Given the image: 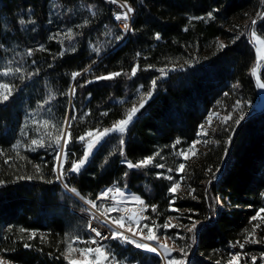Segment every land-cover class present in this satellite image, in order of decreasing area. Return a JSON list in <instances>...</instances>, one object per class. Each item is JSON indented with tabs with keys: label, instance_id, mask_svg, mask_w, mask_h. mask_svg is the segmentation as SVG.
Here are the masks:
<instances>
[{
	"label": "trees",
	"instance_id": "obj_1",
	"mask_svg": "<svg viewBox=\"0 0 264 264\" xmlns=\"http://www.w3.org/2000/svg\"><path fill=\"white\" fill-rule=\"evenodd\" d=\"M126 2L134 10L127 35L114 20L111 0H0V73L22 70L0 76L14 85L0 102V255L11 262L69 264L68 244L85 238L87 226L72 208L84 207L78 198L96 201L113 186L144 201L141 235L148 224L156 236L168 237L183 248L186 255H175L185 264H228L229 245L249 237L254 225L264 236V222L251 219L264 208V109L254 108L259 94L251 73V22L264 39V19L257 16L264 0ZM116 72L121 75L97 79ZM149 91L127 129L110 132L78 172L69 171L92 139L78 137L111 128ZM215 113L205 147L184 159L180 151L198 140L200 126ZM68 116L75 119L65 129L71 141L58 179L61 147L48 133L54 137ZM41 137L44 146L32 150L31 140ZM150 156L147 166L124 163ZM173 182L180 183L175 194L169 192ZM104 246L120 264H161L120 239Z\"/></svg>",
	"mask_w": 264,
	"mask_h": 264
},
{
	"label": "snow or ice",
	"instance_id": "obj_2",
	"mask_svg": "<svg viewBox=\"0 0 264 264\" xmlns=\"http://www.w3.org/2000/svg\"><path fill=\"white\" fill-rule=\"evenodd\" d=\"M112 2L115 3L116 0H112ZM122 7H125L127 9V11L123 12L122 14H117L115 18L117 20L125 21L124 28L127 30L128 27H129V25L127 24V21L129 19V13L133 12L134 10H133V8L130 5L127 4L126 0H125V4L122 5ZM93 15H95V13H93ZM208 16L211 17L212 13H208ZM257 16L259 18H261V19H264V13H257ZM21 23H24V21L21 20ZM87 23H88V21H85V24H87ZM251 23H252V26H253V30L251 31V36H252L253 41L255 42V45H256V47H255L256 63H257V65H259V63L261 61H264V39H261L260 36H258L256 31H255V25H256L257 21L254 19V20H252ZM117 39H119V37H117ZM157 39H159V35H157ZM218 47L220 49H223L224 47H226V45L223 44V43H219ZM41 50H43V49H41ZM31 54H32L31 51H29L28 55H31ZM61 54H63V53H61ZM137 70H138V67L134 66L131 69V75L134 76L136 74ZM21 71L22 70L19 67L15 68L14 70L11 67H9L6 70H4L2 73H0V76H8V75L12 74L13 72L21 73ZM160 71L162 73H164L163 69H160ZM79 74L80 73H74L73 74V78H75V76H77ZM252 74L256 75V69L255 68L252 69ZM119 75H121V73H119V72L110 73L107 76L97 77V79H100V80L112 79V78H114L116 76H119ZM20 79H24V76L21 75ZM156 83L157 82H156L155 79L152 80L151 85H152V89L153 90L156 87ZM81 86H83V85H81ZM257 86L259 88H261V89H264V82H261L259 77L257 78ZM233 87H237V85H234ZM13 90H14V85L9 84V83L0 82V102L7 101L10 98V96L12 95ZM71 92H72V94H75V89L73 88L71 90ZM151 95H152V91H149L148 93L143 94L141 96V99L139 101L138 106L134 104L130 109L127 110L125 118L114 122L111 128H105V129H103V131L89 130V131L85 132L84 135L79 136L78 139L81 142L85 141L86 137H90L92 139L88 140V142H87V150L84 151L83 156L80 159H78V160L72 161L71 168L69 169V171L78 172L80 170V168L87 161L88 156L90 155L91 150L95 146V144L99 143V141L102 140L105 136H107L110 132L119 131V132L123 133L127 129V126L132 122L133 117L140 110V108L144 107V104L146 103V98H150ZM49 99H51V97H49ZM46 103H47V101H46ZM238 106H239V104H237V107ZM107 114H108L107 112L102 113V115H107ZM230 118H231L230 116H226L223 119H224L225 122H227V120H229ZM243 118L244 117L241 114V116L239 117L238 120L235 121V123L239 124L240 120H242ZM69 119H75V117L74 116L73 117H66L65 121H64V126H61L59 128V130L57 131V133L55 134L54 137H52L51 133H48L49 137L53 138L54 139V143L56 145H59L61 147V150H62V152L58 151L56 153V156H55V160L57 161V164L59 165V168H60V173H59V175L57 177L58 179L60 178V176H62L64 174L63 164L60 163V162L62 160H66L67 159V152L63 151V150L66 149L67 145L71 141V132H66L65 131V126L70 127V125L68 124V120ZM210 122H211V116H209V123ZM43 125L45 127H48L49 126V121L48 120H44L43 121ZM51 126L52 127H56V125H51ZM200 129H201V132L197 134L198 137H199V135L201 133H203L204 135H207V133L204 132V125H201ZM197 142L198 141H194L193 144L187 150H181L179 155L183 156L184 159H188L189 158L188 155H187V152H191L192 155H195L196 152L194 150V147H195V144ZM120 143L123 144L124 141L121 140ZM176 143L178 144L179 140H177ZM18 146H19V142H17V145H14V147H18ZM29 146L30 147H32V146L43 147L44 146L43 137H41L40 139H32ZM35 147H32V150H35ZM21 158L23 159V157H21ZM153 159H154V157H151V156L150 157H146L143 160H141V161H139L138 163H135V164L132 163L131 161H128L127 162V167L131 169V168H139V167H142V166H147V165L152 163ZM36 167H37V171H39V166H36ZM157 167L163 168L164 165L163 164H159V165H157ZM184 168H185V165L183 163H181V164H179V166H178V168L176 170L178 172H182L184 170ZM168 171H172V169H169ZM125 175H127V173H125ZM166 178L169 179V180H173L172 176H168ZM0 183H2V182H0ZM179 188H180V183L179 182H173L172 185L169 188V192L175 194ZM73 191H75V189H73ZM113 193L118 194L120 196L124 195V193L121 191V189L119 187L107 188L102 193L99 194L97 199L109 198L110 194H113ZM193 198H195V197H193ZM111 199L115 203L116 202V195H112ZM132 200L135 201L138 204H141V205L144 204V201L138 196H133ZM87 203L91 204L92 207H94V208L97 207V204L95 203V201L89 200V201H87ZM152 210L153 211L156 210L155 206H152ZM113 211H118V209L115 208V207H106L104 209V211L101 213V215H107L108 213H111ZM262 213H264V208L259 209L257 211L256 215L253 216L251 219L252 220H257V218H259L262 222H264V216H261ZM136 215H137L136 213H133V216H136ZM143 218L144 217H141V219H143ZM110 219H111V224L115 225L116 228H119V229L125 228V217L124 216L111 217ZM128 219H132V217H128ZM137 223H138V221H137ZM259 226H260L259 224H256V225L253 226L252 233H250V236H254L255 229L257 227H259ZM163 227L165 229H167L168 227H170V225H169V223H165L163 225ZM90 228H91V226H90ZM144 228L148 229V234L146 236H143L142 239L148 240V241L157 240L156 233L153 231L152 228H150L148 226V224H145ZM194 228H195V225H193V227L189 228L188 230L189 231H193ZM20 231L23 232L25 230L21 229ZM91 231L95 234V237L104 238L103 234L101 233V231L97 230L96 228H91ZM127 231L132 232L131 225L128 226ZM31 235L34 236L35 233H32ZM133 235H135V233H133ZM111 238L120 239V240H123L125 242L133 243V244H135L136 248H142V249H145V250H147L149 252H153V253H157L158 252V248L157 247H153V246H151L148 243H140V242H137L135 240H131V239H129L128 236H125L123 234V232L112 231V237ZM78 239L79 238H75L73 242H76ZM251 242L255 243V242H258V241L251 240ZM84 243L86 245L87 244L98 245V241L95 238H93V239H91L89 241H86ZM28 246L29 245H27V244L25 245V247H28ZM159 247L161 249H163L162 253H159V254L162 256L163 259L166 260V264H185V261L182 258L172 257L171 259H168V257L171 256L172 249H169L166 245H160ZM239 247L243 248L244 244L240 243ZM72 249H73V244L69 243L68 244V251L71 252ZM79 251H80V253L82 255H84V254H94L93 258L91 260H88V261H85V262H80V264H119V262L116 260L115 256L112 254V252L109 249H107L105 246H99L98 245L95 248H91V247H87L86 246L84 248L79 249ZM180 252L183 255H186V253H184L183 248L180 249ZM262 256H264V254H262ZM255 260H256V257H252V264H255ZM239 262H240V254H238V253L237 254H232L231 258L228 260V264H239ZM69 264H78V262L70 260ZM217 264H219V262H217Z\"/></svg>",
	"mask_w": 264,
	"mask_h": 264
},
{
	"label": "built area",
	"instance_id": "obj_3",
	"mask_svg": "<svg viewBox=\"0 0 264 264\" xmlns=\"http://www.w3.org/2000/svg\"><path fill=\"white\" fill-rule=\"evenodd\" d=\"M124 4L125 3L121 0H116V2L113 3V9H114L113 17H114L115 22L119 26L120 30L125 35H127L131 28V19L133 17V13H129V19L127 21V24L129 25V27L127 30L124 28L125 21L117 20L115 18L117 14H122L123 12L127 11L125 7H122V5ZM112 195H115V194L114 193L110 194L109 198L97 199L95 201V203L97 204L96 208L92 207V205L87 203V201L79 198L80 202L83 204L84 207L82 209L72 208V211L76 212L79 216H81L82 218L86 220L87 222V226L85 229L86 236L85 238H79L76 242H72L73 246L84 245V246L91 247V248H95L98 245L103 246L107 243L108 240L111 239L112 231H119V232H123L125 236L129 237V239H134L135 241L140 242V243H148L153 247H157L158 252L154 254L161 259L162 264L163 263L166 264V260L163 259L162 256L159 254V253H162L163 250L158 245L153 243V241L144 240L139 236L133 235L131 232L127 231L124 228L123 229L116 228L115 225L111 224V219H110L111 213H108L107 215H101V213L104 210L100 209L98 204H103L104 206L111 207L112 204H114L113 200L111 199ZM90 226L91 228H96L97 230L101 231L104 238L95 237V234L91 231ZM93 238H95L98 241V245H93V244L86 245L84 243ZM251 240H255L258 242L254 243V242H251ZM240 243L244 244L243 248L239 247ZM130 244L135 247V244L133 243H130ZM254 247H261L264 249V236H261L258 231H255L254 236H249L242 241L236 240L235 243L230 244L229 254L230 255L237 254V253L240 254V261L242 264H252V257H256L255 264H264V256H262V254H264V251L260 252V254H257L254 250L251 249ZM138 249H142V248H138ZM142 250H145V249H142ZM150 253H153V252H150Z\"/></svg>",
	"mask_w": 264,
	"mask_h": 264
},
{
	"label": "rangeland",
	"instance_id": "obj_4",
	"mask_svg": "<svg viewBox=\"0 0 264 264\" xmlns=\"http://www.w3.org/2000/svg\"><path fill=\"white\" fill-rule=\"evenodd\" d=\"M251 41H252V43L254 45V48H255L256 45H255V42L253 41L252 36H251ZM263 64H264V61H261L259 63V65H257L256 60H255L254 65L252 67V69L253 68L256 69V75H253L252 74L253 77H254V79H255L256 86H257V78L259 77V79H260V71H261V69L263 67ZM252 69H251V73H252ZM257 89H258L259 99H258V102L255 104L254 108L257 111H260V110L264 109V89H261L258 86H257ZM218 116H219V114H217V113L213 114L211 116V122L209 123V119H208V121L204 124V132H206L207 135H204L203 133H201L200 134V137L198 138V140H196V141H198L195 144V147H194V150H195L196 153L199 150H201L202 148L205 147L206 141H207L206 137L210 134L211 130L214 129V126H215V124L217 123V120H218ZM65 129H68V127L65 126ZM98 144L99 143H96L95 146L92 148L91 153L88 156V159L90 158V156L92 155V153L95 151V149H96V147H97ZM187 155L190 158V157L195 156L196 154L195 155H192L191 152H187ZM127 162L128 161H124V163H126V164H127ZM115 187H118V186H113V187H110V188H115ZM120 189L124 193V195L123 196H120V195L114 193L116 195V203L112 204L111 207L117 208L118 211H113V214L111 212L110 217L124 216L125 217V228L124 229L127 230L128 226L131 225V227H132V232L131 233L132 234L135 233L136 236H139V237L142 238L143 236L141 235V232L138 231V228L137 227H138V223L141 220V217H143V215H144V212H143L144 211V204H143L142 212H137V211L135 212L134 211V208L137 205H140V204H138V203H136L135 201L132 200V197L135 196V195L131 194L128 189H124V188H120ZM98 206L102 210H104L106 207H108V206H104L103 204H98ZM133 213H136L137 215L136 216H133ZM128 217H132V219H128ZM137 221H138V223H137ZM173 222L174 221L172 220L171 223L173 224ZM131 240H134V239H131ZM153 243H155L158 246H160V245H166L169 249H172L171 256H170L169 259H171L172 257L180 258L177 255H175V253L177 251L180 252V249L168 237H165L164 235L157 236V240H154ZM84 247H86V246H84V245L73 246V249H72L71 252L67 251L66 252V256L68 257L69 261L70 260L76 261V262H78V264H80V262H85V261L91 260L93 258V255L94 254H84V255H82L80 253L79 249L84 248ZM143 251H146V250H143ZM146 252H148V251H146ZM152 254H154V253H152ZM183 260L185 261V259H183ZM0 264H17V263L11 262V261L3 258L0 255Z\"/></svg>",
	"mask_w": 264,
	"mask_h": 264
},
{
	"label": "bare ground",
	"instance_id": "obj_5",
	"mask_svg": "<svg viewBox=\"0 0 264 264\" xmlns=\"http://www.w3.org/2000/svg\"><path fill=\"white\" fill-rule=\"evenodd\" d=\"M142 209H143V205H137L135 208H134V211L136 212H142ZM164 264V263H163Z\"/></svg>",
	"mask_w": 264,
	"mask_h": 264
},
{
	"label": "water",
	"instance_id": "obj_6",
	"mask_svg": "<svg viewBox=\"0 0 264 264\" xmlns=\"http://www.w3.org/2000/svg\"><path fill=\"white\" fill-rule=\"evenodd\" d=\"M69 117V116H68ZM61 152H62V150H61Z\"/></svg>",
	"mask_w": 264,
	"mask_h": 264
}]
</instances>
